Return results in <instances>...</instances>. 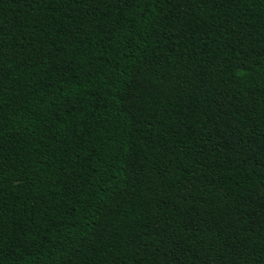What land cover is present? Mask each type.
<instances>
[{
    "label": "trees",
    "instance_id": "obj_1",
    "mask_svg": "<svg viewBox=\"0 0 264 264\" xmlns=\"http://www.w3.org/2000/svg\"><path fill=\"white\" fill-rule=\"evenodd\" d=\"M0 264H264V0H0Z\"/></svg>",
    "mask_w": 264,
    "mask_h": 264
}]
</instances>
